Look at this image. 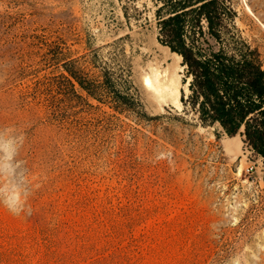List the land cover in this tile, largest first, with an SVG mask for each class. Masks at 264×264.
Here are the masks:
<instances>
[{
	"label": "rangeland",
	"instance_id": "374dc122",
	"mask_svg": "<svg viewBox=\"0 0 264 264\" xmlns=\"http://www.w3.org/2000/svg\"><path fill=\"white\" fill-rule=\"evenodd\" d=\"M232 4L264 56V0ZM154 9L0 0V264H264L263 163L186 103ZM163 59L175 103L145 84ZM65 62L97 84L108 71L147 116L75 96Z\"/></svg>",
	"mask_w": 264,
	"mask_h": 264
},
{
	"label": "trees",
	"instance_id": "16d2710c",
	"mask_svg": "<svg viewBox=\"0 0 264 264\" xmlns=\"http://www.w3.org/2000/svg\"><path fill=\"white\" fill-rule=\"evenodd\" d=\"M149 1L155 7L158 42L181 57L189 78L186 103L202 124L216 125L228 137L239 135L264 166V56L237 27L232 0ZM63 64L67 75L62 77L75 96L82 98L77 85L116 111L147 116L133 94L116 87L108 71L97 84Z\"/></svg>",
	"mask_w": 264,
	"mask_h": 264
},
{
	"label": "bare ground",
	"instance_id": "6f19581e",
	"mask_svg": "<svg viewBox=\"0 0 264 264\" xmlns=\"http://www.w3.org/2000/svg\"><path fill=\"white\" fill-rule=\"evenodd\" d=\"M164 63V59L155 63L146 62L144 69L148 70L150 77L144 78L145 84L151 89L152 97L158 102L175 103L178 95L177 68L172 63L163 68Z\"/></svg>",
	"mask_w": 264,
	"mask_h": 264
}]
</instances>
